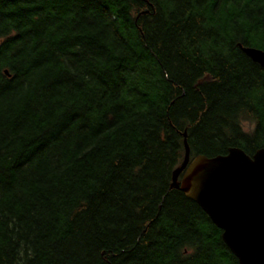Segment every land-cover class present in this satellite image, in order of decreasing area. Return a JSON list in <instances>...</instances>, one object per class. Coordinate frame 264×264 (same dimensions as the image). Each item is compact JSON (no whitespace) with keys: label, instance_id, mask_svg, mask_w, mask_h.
I'll list each match as a JSON object with an SVG mask.
<instances>
[{"label":"trees","instance_id":"obj_1","mask_svg":"<svg viewBox=\"0 0 264 264\" xmlns=\"http://www.w3.org/2000/svg\"><path fill=\"white\" fill-rule=\"evenodd\" d=\"M237 44L264 0H0V264H238L170 188L184 131L190 161L264 149Z\"/></svg>","mask_w":264,"mask_h":264},{"label":"water","instance_id":"obj_2","mask_svg":"<svg viewBox=\"0 0 264 264\" xmlns=\"http://www.w3.org/2000/svg\"><path fill=\"white\" fill-rule=\"evenodd\" d=\"M237 46L264 68L263 50ZM182 136L184 159L172 172L170 188L184 193L221 230L238 264H264V149L250 156L233 147L225 155L190 161L186 131Z\"/></svg>","mask_w":264,"mask_h":264}]
</instances>
